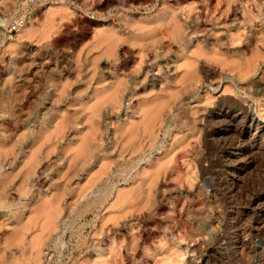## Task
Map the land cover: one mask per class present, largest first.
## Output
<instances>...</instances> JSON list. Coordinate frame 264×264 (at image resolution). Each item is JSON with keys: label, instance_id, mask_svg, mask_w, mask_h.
<instances>
[{"label": "rangeland", "instance_id": "obj_1", "mask_svg": "<svg viewBox=\"0 0 264 264\" xmlns=\"http://www.w3.org/2000/svg\"><path fill=\"white\" fill-rule=\"evenodd\" d=\"M221 104L264 122V0H0V264H251L216 246L264 155L226 198Z\"/></svg>", "mask_w": 264, "mask_h": 264}, {"label": "bare ground", "instance_id": "obj_2", "mask_svg": "<svg viewBox=\"0 0 264 264\" xmlns=\"http://www.w3.org/2000/svg\"><path fill=\"white\" fill-rule=\"evenodd\" d=\"M218 110L222 114L219 116V118L215 119L216 122L218 121L222 123L225 121L236 122V123L239 122L244 125L243 129L235 131L236 137L233 141H229V143H224L225 141L223 140L224 144L220 145L219 148L215 150L217 159L212 160V165L214 163H216L217 165L218 162L222 161L223 164H221L222 167L220 168V170L225 172V174H223L224 176L226 175V173L228 174L227 177H225L224 179H222V181L217 183L218 185L222 186L220 191H222L224 196L227 198L230 194L231 197H234L236 194L234 192L236 191L238 186V183L236 181V177L239 176L238 168L240 166L241 169H245V165L242 163V161L246 160L248 157L251 156L254 157L256 155L255 150H257L259 153L264 155V122L261 121L259 118H257V116H255L254 113H251L249 111H244L242 110V108L236 109L232 107H224V105L221 104L219 105ZM210 127L211 128L207 130V136H213L212 137L213 139H215L217 135H223V133L225 132L222 129H217L214 126V122L213 125H210ZM243 137H247V138L244 139ZM247 140H249L248 141L249 143L246 145L247 146L246 150L245 151L241 150L238 146V142L241 141V143L245 145L246 144L245 142ZM226 154H228V157L230 156L229 161L222 160V158ZM162 168L163 167L161 166V171H163ZM158 172L161 173L160 169L159 171H156L155 180L154 179L152 180V183L153 181H155L154 184H156L158 181L156 178L160 177V174ZM157 173L159 176H157ZM263 194H264L263 189H260L257 193L251 195L249 198L247 199L245 198V201L243 202L241 201L238 204L234 205L233 210L227 212L228 217L224 219L226 221V219L228 218V222H227L228 231L226 234L227 236L225 237L226 243L224 242L225 246H223L222 244H218L216 246L217 249L224 250L226 253L228 252V254H230V257H236L240 260H244L251 264H264V195ZM258 212L259 214L257 215ZM229 235L233 237L234 239L233 242H229V240H227L229 239L228 238ZM225 252H223V255ZM222 264H232V263L228 260L226 262H224L223 260Z\"/></svg>", "mask_w": 264, "mask_h": 264}, {"label": "built area", "instance_id": "obj_3", "mask_svg": "<svg viewBox=\"0 0 264 264\" xmlns=\"http://www.w3.org/2000/svg\"><path fill=\"white\" fill-rule=\"evenodd\" d=\"M17 28V25L15 24V25H13V28L12 29H16Z\"/></svg>", "mask_w": 264, "mask_h": 264}]
</instances>
